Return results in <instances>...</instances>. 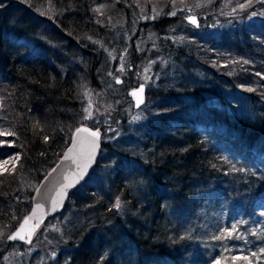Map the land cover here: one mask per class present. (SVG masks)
Here are the masks:
<instances>
[{
  "label": "trees",
  "instance_id": "obj_1",
  "mask_svg": "<svg viewBox=\"0 0 264 264\" xmlns=\"http://www.w3.org/2000/svg\"><path fill=\"white\" fill-rule=\"evenodd\" d=\"M167 4L174 0H0V131L15 133L0 136V162L9 161L0 168V264H49L29 259L32 247L58 264H264V17L228 18V31L207 38L194 30L222 19L203 6L199 25L182 14L157 18L188 38L174 60L203 75L157 93L162 122L148 120L134 179L126 166L109 186L87 179L31 243L8 240L74 130L96 128L103 140L106 127L128 119L120 111L132 99L112 92L106 103L115 113L84 122L83 91L122 86L109 77L108 31L130 32ZM229 88L255 97L249 109Z\"/></svg>",
  "mask_w": 264,
  "mask_h": 264
},
{
  "label": "rangeland",
  "instance_id": "obj_2",
  "mask_svg": "<svg viewBox=\"0 0 264 264\" xmlns=\"http://www.w3.org/2000/svg\"><path fill=\"white\" fill-rule=\"evenodd\" d=\"M19 1L20 0H16V2ZM27 3L31 5L30 1H27ZM198 4L200 5L199 7H197ZM238 5L239 3L237 0H174V7L170 6L168 9L167 4L164 9L166 11L159 9L155 11L156 14L154 13L152 17L147 19L148 21H145L146 19L144 21L141 19L140 25L137 24L130 32L124 27H118V31H108L111 36V41L109 43L111 46L107 48L104 47L103 52L110 64L109 77L115 76L114 81L121 79V83L117 81L116 83L122 86L107 87L104 89L105 84L101 83L98 87L87 88L83 91L84 122H94L98 124L102 122V120H107L106 118L112 113H115L113 108H108L109 104L106 103L108 102V93L114 92L116 95L126 93L128 95L130 89L144 83L146 85V99L145 103L138 109L134 107L133 102L128 101V104L122 107L123 111H120L128 118L127 121L125 123L121 122L119 126L114 125L113 127H106L105 139H101L106 147L103 149L101 148L100 155L102 158L96 166V169H94L88 177L90 183H101L102 185L104 184V186H109L111 178L123 166H126L124 172L127 174V180L132 181L137 172V168L133 162L135 159L134 157L135 155H140L142 148H144L143 141H146L147 135L150 133V127L152 126L148 125V120L152 119L150 124L153 122L157 124L162 122L157 121L159 120L157 117L161 116L158 110L160 99L157 93L160 92L164 94L161 91L162 89L166 91L170 90V88H174V85L179 82H183L186 85H193V82L198 81L199 78L202 79L201 76L203 74H201L199 70L192 68L185 71L183 62L174 60L176 56L174 48L177 46L186 48L188 38L181 37L182 29L177 32L173 29L164 30L162 24L157 23L159 21V15L165 14L169 17L178 18V16L182 14L187 23L193 24L188 20V16L199 15L203 10V6L204 9L207 8V12L222 19V22L218 20L219 22L215 21V23H211L209 26L207 24L204 26L202 25L194 31L207 38H219L221 34L228 31L227 27L232 25L230 21H226L228 18L235 19L237 17L236 20L239 24L241 22L259 21V17H264V0H251L250 6L244 9H240ZM180 9H183L185 12L181 13L179 11ZM233 9L236 11L233 12ZM113 10L114 8H112V11ZM112 11L110 10V12ZM172 13H175V15H172ZM253 13H256V15H253ZM242 16L243 18H241ZM141 24H146V27H143ZM42 29L49 33L53 30L51 26L48 27L46 25ZM117 48H119V50ZM249 51V49L246 50V52ZM129 59L131 63H129ZM247 59L248 57L246 60ZM184 63L190 65L195 62L191 59H187ZM219 66L225 67L226 63L221 62ZM236 68L237 67L234 65L232 69L235 71ZM233 90L232 88L227 89V96L238 97V104L240 107H242V109H249L255 97L248 95L245 91L234 93L235 90ZM164 96L168 97L167 95ZM121 103L120 101L119 104L122 105ZM119 104H117V107L120 106ZM86 110H90L92 113L91 117L87 119L85 118L88 116V111ZM108 121L110 122L109 125L113 122V120ZM121 150L126 154L122 155L123 152ZM6 166L7 165L3 164V162H0V168L4 169ZM67 223L72 225L73 222L67 221ZM15 246V250L20 247L19 245ZM31 250L34 251V254H30L29 259L38 261L37 263H44L46 260L49 264H58V262L55 263V260L49 253L46 255L42 254V257L40 256L41 253L36 252L34 247H32ZM66 258L67 257L64 259ZM12 259L11 255H9L7 261L11 263L13 261Z\"/></svg>",
  "mask_w": 264,
  "mask_h": 264
},
{
  "label": "water",
  "instance_id": "obj_3",
  "mask_svg": "<svg viewBox=\"0 0 264 264\" xmlns=\"http://www.w3.org/2000/svg\"><path fill=\"white\" fill-rule=\"evenodd\" d=\"M189 17H195L197 23L196 16L189 15L188 18ZM116 81L121 83L122 80L117 79ZM141 87L143 88L142 93L139 92ZM133 92L139 93V99L142 102L138 103L137 96L132 95ZM145 92L146 85L144 83H141L137 87H134L128 91V96L132 99L136 109L140 108L145 103ZM78 128H87L92 131H97L99 132V137L92 138L87 132L77 133L76 129ZM76 129L74 130L71 142L63 153L62 157L36 188L33 195L31 211L24 217L18 227L9 235L12 236L20 229L25 218L31 217L29 225L26 226V230L21 233L24 236V239H20L19 237L15 239H8L10 242L31 243L36 232L46 222V220L49 217L63 211L65 204L70 198L72 192L88 179L89 175L95 168L101 152V132L98 129L87 125H80ZM91 139H96V148L94 154H92L89 158L88 141ZM83 165H87V167L84 169L83 174L81 175L80 169ZM68 184H70L71 187L64 188V195L62 197H58L57 193L61 190V187ZM54 200L59 201L58 205H54ZM38 205L40 206L39 208L37 207ZM36 224H39V227H35L33 229V226ZM28 230H31V235H29Z\"/></svg>",
  "mask_w": 264,
  "mask_h": 264
},
{
  "label": "snow or ice",
  "instance_id": "obj_4",
  "mask_svg": "<svg viewBox=\"0 0 264 264\" xmlns=\"http://www.w3.org/2000/svg\"><path fill=\"white\" fill-rule=\"evenodd\" d=\"M250 3H251V0H248V3L239 4L238 7H239L240 9H244V8H246V7H249V6H250ZM199 6H200V5L198 4L197 7H199ZM95 11L99 12L100 9L97 8V9H95ZM235 11H236V10L233 9V12H235ZM172 15H175V13H172ZM253 15H256V13H253ZM188 19L191 21V23H193V24L196 23V18H195V17H189ZM139 92H140V93L143 92V88H142V87L139 89ZM132 95H133V96H137V98H138V103H139V102H142V101H140V99H139V93H138V92H133ZM86 111H88V116L85 117V118L87 119V118H90V117H91L92 113H91L90 110H86ZM76 131H77V133L87 132V133H89L90 137H92V138H98V137H99V132H97V131H92V130L87 129V128H78V129H76ZM0 136H15V133H14V132H11V131H0ZM45 139H47V137H46ZM3 143H4L3 141H0V144H3ZM88 146H89V152H88V155H89V158H90L91 155L94 154V152H95V148H96V139H91L90 141H88ZM15 159L18 160L19 157H15ZM3 164L7 165V164H9V161H8V160H4V161H3ZM86 167H87V165H83V166H81V169H80V174H81V175L83 174V171H84V169H85ZM66 187H71V185H70V184H68V185H63V186L61 187V190L57 193V196H58V197H62V196L64 195L63 189L66 188ZM53 203H54V205H58L59 201H58V200H54ZM37 207L39 208L40 206L38 205ZM115 207H116L117 209H119V208L121 207V204H120V200H119V198H117V202H116V204H115ZM30 220H31V217L25 218L24 223L21 225L20 229H19L16 233H14L12 236H9L8 239H15V238H17V237H19L20 239H24V236H23L21 233L24 232V231L26 230V226L29 225ZM35 227H39V224H36L35 226H33V229H34ZM28 231H29V235H31V230H28ZM228 235L230 236L231 233H228ZM219 238H224V237L221 236V237H219ZM261 251H264V249H262ZM243 259H248V258H247V257H243ZM216 264H220V262L217 261Z\"/></svg>",
  "mask_w": 264,
  "mask_h": 264
},
{
  "label": "flooded vegetation",
  "instance_id": "obj_5",
  "mask_svg": "<svg viewBox=\"0 0 264 264\" xmlns=\"http://www.w3.org/2000/svg\"><path fill=\"white\" fill-rule=\"evenodd\" d=\"M197 17V23L195 24V25H199V23H200V18L198 17V16H196ZM145 98H146V95H145Z\"/></svg>",
  "mask_w": 264,
  "mask_h": 264
},
{
  "label": "bare ground",
  "instance_id": "obj_6",
  "mask_svg": "<svg viewBox=\"0 0 264 264\" xmlns=\"http://www.w3.org/2000/svg\"><path fill=\"white\" fill-rule=\"evenodd\" d=\"M137 86H138V85H137ZM137 86H136V87H137ZM145 95H146V92H145ZM145 99H146V98H145ZM132 102H133V101H132ZM133 104H134V103H133ZM83 184H84V183H83Z\"/></svg>",
  "mask_w": 264,
  "mask_h": 264
}]
</instances>
